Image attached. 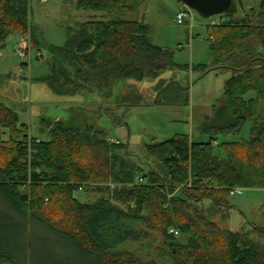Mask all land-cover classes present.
Here are the masks:
<instances>
[{
  "label": "trees",
  "instance_id": "obj_1",
  "mask_svg": "<svg viewBox=\"0 0 264 264\" xmlns=\"http://www.w3.org/2000/svg\"><path fill=\"white\" fill-rule=\"evenodd\" d=\"M140 4L77 0L78 8L122 15L135 14ZM236 11L210 26L212 63L192 67L202 76L232 71L214 115L198 125L209 135L207 142L179 134L146 144L137 157L129 143L112 142L102 127L80 125L74 109L68 119L42 118L44 137H36L0 101V264H25L33 245L28 233L42 225L78 249L88 264H264L263 226L233 231L211 218L213 209L233 208L230 189L264 188V0L257 10ZM30 14V0H0V50L13 32L42 48ZM150 30L144 20L121 16L80 22L69 27L64 45L49 47L50 72L39 80L57 95L97 92L104 101L113 97L116 84L190 70L174 61L170 49L153 44ZM157 84L155 104H189L190 86L165 78ZM247 121L248 138L219 140L239 135ZM94 188L109 195L95 202L78 198L81 190ZM203 205H209L206 212ZM150 231L164 236L160 257L166 263L144 261L122 248Z\"/></svg>",
  "mask_w": 264,
  "mask_h": 264
},
{
  "label": "rangeland",
  "instance_id": "obj_2",
  "mask_svg": "<svg viewBox=\"0 0 264 264\" xmlns=\"http://www.w3.org/2000/svg\"><path fill=\"white\" fill-rule=\"evenodd\" d=\"M140 1L135 14L122 15L119 11L101 12L78 8L77 0H30L31 23L37 28V39L44 45L41 49L30 47V55L22 58L19 56V46L25 45L28 39H22L21 34L13 32L5 47L0 50V101L18 112L20 124L29 127V135L44 137L41 132L42 118L68 119L74 109V118L80 120V125L88 123L102 127L109 139L129 143L130 150L137 157L143 156L146 144L170 140L179 134H187L195 142L209 140V135L200 133L198 125L207 115H214L213 106L222 101L225 83L232 71L214 70L202 76L200 71L193 70L192 67L212 63L210 25L213 19L220 20L225 16L218 14L204 17L180 0ZM234 2L236 14L242 15L251 9H259L263 0ZM180 10L192 13L183 24L177 22ZM118 16L144 20L151 27L149 37L152 43L170 49L174 61L180 65H188L190 70H169L155 81L130 80L116 84L113 97L104 101L97 92L75 96L57 95L45 82L39 80L50 72L49 47L64 45L68 39L69 27L80 22L110 20ZM225 18L229 19V16ZM161 78L178 80L183 86H190L189 104H155L157 83ZM253 96L255 93L249 94V97ZM250 129L251 121H247L239 135L220 136L219 140L248 138ZM4 139L8 140L7 132ZM108 195L105 188L84 189L77 194L84 202H95ZM230 202L233 206L230 211H212L211 218L221 228L240 231L252 224L264 227V188H244L242 194L231 196ZM208 206L199 208L206 212ZM170 231L175 232L179 241H187L185 234L176 229ZM150 233L139 242L127 240L121 246L134 251L144 261L166 263L169 259L160 257L164 236L158 231ZM28 235V243L33 242V245L29 248L25 264H88L78 249L67 243L66 239L54 237L43 225Z\"/></svg>",
  "mask_w": 264,
  "mask_h": 264
},
{
  "label": "water",
  "instance_id": "obj_3",
  "mask_svg": "<svg viewBox=\"0 0 264 264\" xmlns=\"http://www.w3.org/2000/svg\"><path fill=\"white\" fill-rule=\"evenodd\" d=\"M186 6L198 11L204 17H212L233 11L234 0H180Z\"/></svg>",
  "mask_w": 264,
  "mask_h": 264
},
{
  "label": "built area",
  "instance_id": "obj_4",
  "mask_svg": "<svg viewBox=\"0 0 264 264\" xmlns=\"http://www.w3.org/2000/svg\"><path fill=\"white\" fill-rule=\"evenodd\" d=\"M192 13L191 12H187V11H184V10H180L178 15H177V22L179 24H183L186 20V18L188 16H191ZM193 18V17H192ZM225 21V18L224 17H221L220 20L218 19H213L212 22H211V25L210 26H214V25H217V24H220L222 22ZM28 39L27 42L25 43V45H20L19 46V56L22 57V58H27L30 53H31V43H30V38L28 37H23L22 39ZM112 142H116V143H119L118 141H115V140H112L110 139ZM243 190L244 188L243 187H234L232 189H230V194L231 196H235V195H238V194H242L243 193Z\"/></svg>",
  "mask_w": 264,
  "mask_h": 264
},
{
  "label": "crops",
  "instance_id": "obj_5",
  "mask_svg": "<svg viewBox=\"0 0 264 264\" xmlns=\"http://www.w3.org/2000/svg\"><path fill=\"white\" fill-rule=\"evenodd\" d=\"M21 38H23V37H21ZM21 38H20V39H21ZM20 39H19V42H20ZM19 42H18V44H20ZM0 55H2V53H0Z\"/></svg>",
  "mask_w": 264,
  "mask_h": 264
}]
</instances>
